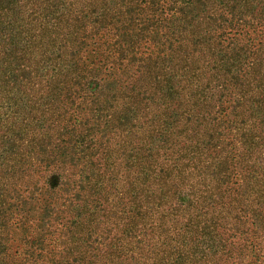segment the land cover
<instances>
[{"label": "trees", "instance_id": "obj_1", "mask_svg": "<svg viewBox=\"0 0 264 264\" xmlns=\"http://www.w3.org/2000/svg\"><path fill=\"white\" fill-rule=\"evenodd\" d=\"M23 15L20 38L0 15V87L26 98L0 117V264H80L79 249L98 248L73 227L82 203L110 187L100 176L112 174L113 142L161 125L200 63L216 68L211 53L232 45L242 61L249 28H262L258 62L264 0H29ZM61 200L79 210L70 225Z\"/></svg>", "mask_w": 264, "mask_h": 264}, {"label": "rangeland", "instance_id": "obj_2", "mask_svg": "<svg viewBox=\"0 0 264 264\" xmlns=\"http://www.w3.org/2000/svg\"><path fill=\"white\" fill-rule=\"evenodd\" d=\"M28 4L0 0L16 38ZM87 13L90 21L91 6ZM260 29H248L242 61L231 45L211 53L212 72L201 62L203 72L190 89L181 85L161 125L113 142L112 174L100 176L110 187L100 203L93 195L82 203L73 227L77 242L98 248L87 255L79 249L80 264H264V56L254 61ZM5 68L0 55V79ZM3 86L0 117L15 100L26 101ZM62 204L61 222L70 225L79 210ZM75 255L62 252L69 261Z\"/></svg>", "mask_w": 264, "mask_h": 264}]
</instances>
